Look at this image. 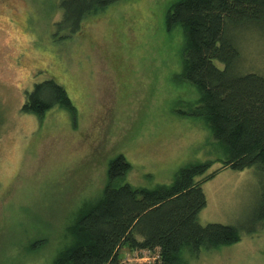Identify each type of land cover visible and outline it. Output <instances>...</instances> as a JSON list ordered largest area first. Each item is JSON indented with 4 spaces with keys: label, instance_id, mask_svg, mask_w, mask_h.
<instances>
[{
    "label": "rangeland",
    "instance_id": "rangeland-1",
    "mask_svg": "<svg viewBox=\"0 0 264 264\" xmlns=\"http://www.w3.org/2000/svg\"><path fill=\"white\" fill-rule=\"evenodd\" d=\"M178 1L123 0L64 39L60 0H0V264H52L72 243L76 213L100 197L120 155L135 187L171 185L181 168L206 160L209 173L222 168L223 149L191 115L199 93L178 77L183 29L165 27ZM232 38L237 71L264 76V28L249 24ZM49 79L66 89L76 119L61 107L42 120L22 111L27 93ZM263 182L256 167L226 168L202 185L200 224L234 226L241 238L197 256L186 248L185 264H264V219L256 218ZM139 252L124 247L123 264L158 257Z\"/></svg>",
    "mask_w": 264,
    "mask_h": 264
},
{
    "label": "trees",
    "instance_id": "trees-1",
    "mask_svg": "<svg viewBox=\"0 0 264 264\" xmlns=\"http://www.w3.org/2000/svg\"><path fill=\"white\" fill-rule=\"evenodd\" d=\"M120 1L60 0L57 29L66 33L62 38H70L89 17ZM165 24L168 32L177 26L183 29V69L178 77L199 93L191 115L205 121L223 149L221 169L256 167L264 174V76L237 71L240 51L232 38L234 29L249 24L264 28V0H179L168 9ZM55 107L77 118L66 89L49 79L27 93L22 111L42 120ZM212 165L210 160L188 165L171 185L145 188L126 182L132 166L123 155L116 157L109 164L102 194L78 210L68 227L72 243L52 264H123L124 247L158 252L153 264H185L186 248L197 256L203 248L239 242L236 227L199 222L207 205L202 185L221 171L209 173ZM256 216L264 219V182Z\"/></svg>",
    "mask_w": 264,
    "mask_h": 264
},
{
    "label": "built area",
    "instance_id": "built-area-1",
    "mask_svg": "<svg viewBox=\"0 0 264 264\" xmlns=\"http://www.w3.org/2000/svg\"><path fill=\"white\" fill-rule=\"evenodd\" d=\"M150 253L149 251H144V253ZM134 253H136V255L138 254V253H140L139 251H135ZM139 255V254H138Z\"/></svg>",
    "mask_w": 264,
    "mask_h": 264
}]
</instances>
